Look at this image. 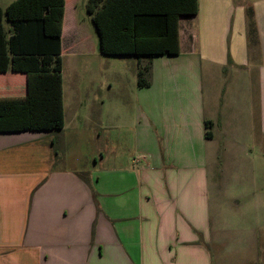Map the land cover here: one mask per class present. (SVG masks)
I'll use <instances>...</instances> for the list:
<instances>
[{
    "label": "crops",
    "instance_id": "1",
    "mask_svg": "<svg viewBox=\"0 0 264 264\" xmlns=\"http://www.w3.org/2000/svg\"><path fill=\"white\" fill-rule=\"evenodd\" d=\"M88 1L65 4L62 130L29 129L28 74L0 72V264H264V0H198L145 87Z\"/></svg>",
    "mask_w": 264,
    "mask_h": 264
},
{
    "label": "trees",
    "instance_id": "2",
    "mask_svg": "<svg viewBox=\"0 0 264 264\" xmlns=\"http://www.w3.org/2000/svg\"><path fill=\"white\" fill-rule=\"evenodd\" d=\"M65 4L66 0H15L5 9L0 6V72L28 74L31 130L64 128ZM87 8L100 36V52L137 56L138 85L145 87L150 85L152 59L180 52L179 17L197 14L198 0H89Z\"/></svg>",
    "mask_w": 264,
    "mask_h": 264
},
{
    "label": "rangeland",
    "instance_id": "3",
    "mask_svg": "<svg viewBox=\"0 0 264 264\" xmlns=\"http://www.w3.org/2000/svg\"><path fill=\"white\" fill-rule=\"evenodd\" d=\"M77 10H78V15L81 19L84 20V24H87L89 26V28L91 27V29H89V32L91 34H95V31L93 29V27L91 26V22H89V18L87 17L88 14L86 12V8L84 6H82L81 2L80 4L78 5L77 7ZM94 36V35H93ZM96 37V34L94 36V39ZM97 39V38H96ZM96 39H95V42H96ZM117 57H123V56H117ZM102 69L99 70V71H95L93 70L90 74H86L85 75V79H84V85L86 87V89L89 91L91 89L95 90L97 86H100L101 85V82L104 81V79H106V76L107 74L105 73L104 71V68L101 67ZM127 75H129L127 73ZM104 89V88H103ZM104 93L107 92V88L103 90ZM213 94V92H212ZM94 116V112H82L81 114V120L82 121H85V122H89V125H87L86 127H84L83 129H85L89 134L90 133H93L95 131V126H94V123H93V117ZM91 137V136H90ZM77 147L74 146L71 151L73 152ZM91 149H92V146L91 145H88L86 144L83 148H82V153H89L91 152ZM81 150V147H79V152ZM203 197V195H202Z\"/></svg>",
    "mask_w": 264,
    "mask_h": 264
}]
</instances>
